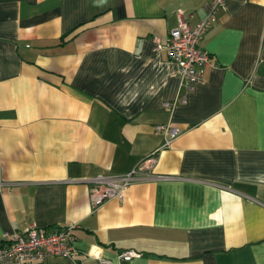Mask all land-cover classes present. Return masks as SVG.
<instances>
[{
	"label": "crops",
	"instance_id": "0c3cea01",
	"mask_svg": "<svg viewBox=\"0 0 264 264\" xmlns=\"http://www.w3.org/2000/svg\"><path fill=\"white\" fill-rule=\"evenodd\" d=\"M209 1L0 0V238L75 235L72 257L33 264H264V0L218 11L192 91L155 48ZM157 124L179 128L167 147ZM150 154L173 179L98 206L76 180Z\"/></svg>",
	"mask_w": 264,
	"mask_h": 264
},
{
	"label": "built area",
	"instance_id": "2783aa9c",
	"mask_svg": "<svg viewBox=\"0 0 264 264\" xmlns=\"http://www.w3.org/2000/svg\"><path fill=\"white\" fill-rule=\"evenodd\" d=\"M227 0H210L204 7L205 14L196 23L186 21L180 12L177 24L169 31L165 42L155 39L156 49L165 48L171 61L178 65V74L184 81L188 91L203 84L205 67L209 64V53L200 47V41L217 18L218 11ZM183 100V99H182ZM175 102H164L169 108ZM155 132L164 135L162 147H167L178 135L179 128L157 124ZM154 154L138 162L124 173H96L76 179L87 185L89 198L93 206H98L106 200L122 199L129 185L149 179L168 180L174 176L168 174H153ZM73 226L62 227L55 231H47L34 223L27 225L21 232H4L0 238V264H33L58 255L72 257L75 246ZM140 256L135 250H122L118 258L129 261ZM100 264H110L108 260L100 259Z\"/></svg>",
	"mask_w": 264,
	"mask_h": 264
}]
</instances>
